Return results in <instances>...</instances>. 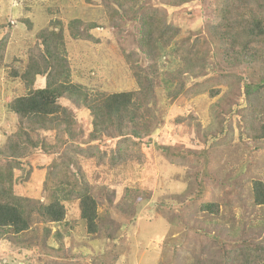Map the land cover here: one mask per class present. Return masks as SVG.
<instances>
[{"label": "rangeland", "instance_id": "374dc122", "mask_svg": "<svg viewBox=\"0 0 264 264\" xmlns=\"http://www.w3.org/2000/svg\"><path fill=\"white\" fill-rule=\"evenodd\" d=\"M254 20L264 23V0H0V166L33 206L27 229L0 227V264H239L247 247L262 264L264 205L252 184L264 182V87H244L264 78V49L249 44L256 60L239 63L222 47L238 52ZM59 30L69 73L59 80L81 88L34 131L9 105L45 86L44 75H22L31 62L43 68L29 61L41 32ZM143 77L157 85L142 82L145 103L129 113L139 119L95 129L86 102L137 94ZM11 136L27 151H3ZM78 191L95 201L93 233ZM52 202L59 222L35 211Z\"/></svg>", "mask_w": 264, "mask_h": 264}, {"label": "trees", "instance_id": "16d2710c", "mask_svg": "<svg viewBox=\"0 0 264 264\" xmlns=\"http://www.w3.org/2000/svg\"><path fill=\"white\" fill-rule=\"evenodd\" d=\"M81 25L82 24L80 21L74 20L68 30L74 35L80 37L82 33L79 31L82 30H79V26ZM226 34L229 36V38L232 35L231 33ZM241 35L242 43L238 45L240 49L238 52H234L236 46L233 48L232 44H230L229 42H227L226 44L224 43L222 45V47H225L227 57L228 54L234 55V57H236L237 55V57L239 58L236 59L239 61V63L240 58L242 59V62L245 59H248L249 61H255L256 56L254 52H258L259 50H256L249 54L247 50L250 47L248 45L252 43L255 45L254 48L262 46V48L264 49V23H262L261 20H254L250 22L245 27V30ZM61 38V30L51 33L47 31L41 32V34L39 35V39L41 41L40 44L37 43L33 54L29 55V61L31 59H33L34 61H40L43 63V65L41 66L43 68L41 69L40 67H38L35 69V67L32 66L31 62L30 65L28 64V71H26L22 75V77L25 78L28 82H32V77H29L30 70L33 73V76L44 75L45 86L40 89H32L28 92L27 95L14 99L9 105L11 112L18 118L20 126L25 124L28 128L34 131L49 128L50 123L58 120L56 116L57 113H63L66 111L63 109L62 106L57 103L58 98H60L63 93H70V91H72L70 94H75L76 91H78L76 88H81L64 84L61 82V80H59L60 77H62L64 74L65 76H68L69 74H67V72L64 73L65 69H67V62L65 61L64 57L61 56V52L63 51ZM230 42L235 43V41H232L231 38ZM228 59L230 61H234L231 57H228ZM260 61L261 68L263 69L262 71L264 72V60L260 59ZM60 70L61 73H58ZM138 74L139 73H136L135 76H137ZM262 77L258 83L247 84L244 87L245 93H258L260 89L264 87V78ZM143 78V81H141L140 78H137L141 88V90L137 94L122 92L108 95L104 98L99 99L97 105L91 102H86V106L96 117L94 120L95 129L98 128V125L104 126L107 123L112 125L116 124L117 127L127 126L126 124H124L126 120L128 123H130L136 121V119H139L137 118V116H131L129 113L131 112L134 114L138 110L139 106L144 105L145 102H136L142 99V97H146L144 94V84L150 90L157 85L154 80L151 81V84L148 82L146 83V78ZM148 92L149 95L147 98L149 102L152 99V92ZM97 96L101 97L102 95ZM133 98H135V102L133 101ZM100 112H103L104 116H102ZM47 117L53 118L48 120ZM98 117H102L104 124ZM121 132L122 130L121 128H119L118 133ZM20 134H22L21 131ZM134 135L138 134L134 133ZM258 137L264 138V126L262 127V129H260ZM17 142L18 140L14 136H11L8 139V142L5 144L3 151H6V153L13 151L26 152L28 146H26V144L20 146ZM36 146V143H31L30 148H35ZM11 184L12 176L10 171H8L7 166H0V227L10 226L16 232H20L28 228L29 219L31 215L28 211V208L32 210L33 206L28 203L27 198H24L23 196H15L10 187ZM252 191L254 204L264 205V182L261 180L254 181L252 184ZM73 193L76 192L74 190H69L66 195H72ZM77 194H79L78 198H80L81 218L84 219L86 222L87 231L89 233H93L96 229L95 201L86 193V191H78ZM203 208L213 211L211 208V204H204ZM35 211L41 217H44L48 221L52 222H59L64 217V211L62 206L56 202H52L51 204L45 206H39L37 209H35ZM246 249L247 251L243 252L240 255L241 260L239 264H255L256 260L254 258L258 254V250L248 249V247ZM261 259L262 257H260L259 261ZM262 264H264V261Z\"/></svg>", "mask_w": 264, "mask_h": 264}]
</instances>
